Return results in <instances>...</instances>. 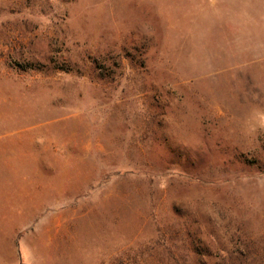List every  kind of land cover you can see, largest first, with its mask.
Here are the masks:
<instances>
[{
	"label": "rangeland",
	"instance_id": "rangeland-1",
	"mask_svg": "<svg viewBox=\"0 0 264 264\" xmlns=\"http://www.w3.org/2000/svg\"><path fill=\"white\" fill-rule=\"evenodd\" d=\"M6 236L14 264H264V0H0Z\"/></svg>",
	"mask_w": 264,
	"mask_h": 264
},
{
	"label": "crops",
	"instance_id": "crops-1",
	"mask_svg": "<svg viewBox=\"0 0 264 264\" xmlns=\"http://www.w3.org/2000/svg\"><path fill=\"white\" fill-rule=\"evenodd\" d=\"M14 213L17 214L19 217H21L23 215V211H21V210L16 211ZM15 230L16 229L14 228L13 231H15ZM11 236H13V235H11ZM6 239H7V236L5 237V243H4V246L2 247L3 254L2 253L0 254V264H14V261H13L14 260L13 259L14 258L13 257L14 256L13 249H12V246H10L11 251L7 250ZM10 239H11V237H10Z\"/></svg>",
	"mask_w": 264,
	"mask_h": 264
}]
</instances>
